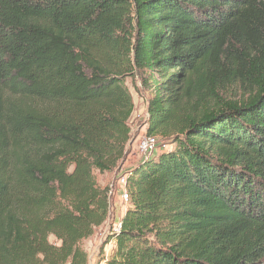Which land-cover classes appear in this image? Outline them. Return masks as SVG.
<instances>
[{
  "label": "trees",
  "instance_id": "trees-1",
  "mask_svg": "<svg viewBox=\"0 0 264 264\" xmlns=\"http://www.w3.org/2000/svg\"><path fill=\"white\" fill-rule=\"evenodd\" d=\"M127 78L172 149L125 172L104 264H264V0H0V264H89Z\"/></svg>",
  "mask_w": 264,
  "mask_h": 264
},
{
  "label": "rangeland",
  "instance_id": "rangeland-1",
  "mask_svg": "<svg viewBox=\"0 0 264 264\" xmlns=\"http://www.w3.org/2000/svg\"><path fill=\"white\" fill-rule=\"evenodd\" d=\"M125 85L128 88L134 103V111L131 118L128 121V125L131 130V140L128 145V154L119 166V173H125L134 167L139 161L140 158L135 152V142L143 134H146L145 120L146 116L144 115V102H145V93L140 87V82L137 78H127L125 80ZM249 89L242 87L238 83H233L231 85H218L217 86V95L219 99L223 101H236L241 99L244 95L248 94ZM142 106V109L139 107ZM172 149L167 143H164L162 139L158 137V148L155 155H158L162 152H166ZM118 173V174H119ZM97 183L100 187L108 186L110 191L113 189V193L116 190V171L112 173L99 174L98 172L94 173ZM129 203H124L121 201L119 194L110 195V211L107 221L101 227L97 228L89 239L85 240L82 243V247L88 254L89 264H104L106 259L112 249L114 244L110 243L105 245L106 240L110 237L111 233L114 232L116 225L119 223L121 216L129 207ZM50 242L55 243L54 238H50Z\"/></svg>",
  "mask_w": 264,
  "mask_h": 264
},
{
  "label": "built area",
  "instance_id": "built-area-1",
  "mask_svg": "<svg viewBox=\"0 0 264 264\" xmlns=\"http://www.w3.org/2000/svg\"><path fill=\"white\" fill-rule=\"evenodd\" d=\"M158 148V137L153 135L143 134L135 142V152L141 159L150 158L155 155ZM127 175L125 173H119L116 176L115 187L116 190L113 193V189L110 191V195L119 194L122 202L127 203L129 200L128 192L126 189ZM120 229V223H118L114 229L117 232Z\"/></svg>",
  "mask_w": 264,
  "mask_h": 264
},
{
  "label": "crops",
  "instance_id": "crops-1",
  "mask_svg": "<svg viewBox=\"0 0 264 264\" xmlns=\"http://www.w3.org/2000/svg\"><path fill=\"white\" fill-rule=\"evenodd\" d=\"M139 108L142 109V106ZM143 108H144V115L146 116V103L145 102H144Z\"/></svg>",
  "mask_w": 264,
  "mask_h": 264
}]
</instances>
